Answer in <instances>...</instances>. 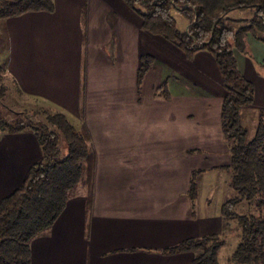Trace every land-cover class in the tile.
Returning <instances> with one entry per match:
<instances>
[{
    "label": "crops",
    "instance_id": "1",
    "mask_svg": "<svg viewBox=\"0 0 264 264\" xmlns=\"http://www.w3.org/2000/svg\"><path fill=\"white\" fill-rule=\"evenodd\" d=\"M143 23L124 0H55L54 12L0 27V66L26 96L85 126L96 157L92 196L84 184L72 192L53 227L32 241V264H194L195 251L165 250L223 231L219 211L211 220L196 215L208 178L195 200L190 192L194 171L203 179L231 165L222 72L209 52L188 59ZM247 43L249 55L237 59L256 87L250 117L264 112V42L249 35ZM146 55L155 61L139 85ZM172 70L181 90L165 86ZM42 157L34 132H0V201Z\"/></svg>",
    "mask_w": 264,
    "mask_h": 264
},
{
    "label": "trees",
    "instance_id": "2",
    "mask_svg": "<svg viewBox=\"0 0 264 264\" xmlns=\"http://www.w3.org/2000/svg\"><path fill=\"white\" fill-rule=\"evenodd\" d=\"M124 1L143 18L147 32L163 37L181 49L188 59L205 50L220 67L224 87L222 127L231 152L228 169L236 192L223 204L222 215L228 222L237 221L240 229V241L232 260L235 264H264V112L256 116L258 127L250 137L243 125L242 113L254 104L256 87L240 70L237 59L238 53L249 55V35L264 42V0ZM42 11L54 12L55 0H0V20ZM173 11L189 21V31L179 29ZM235 12H247L248 17L236 21L232 18ZM235 22L244 24L233 26L237 25L232 24ZM154 61L152 55L143 57L139 85ZM4 71V67L0 68V99L5 97L1 86ZM46 118L57 131L44 124L36 127L42 159L31 167L22 186L0 201V264H32V241L53 227L66 209L72 192L84 184L92 196L96 157L88 129L76 127L61 110L49 113ZM28 127L29 124L0 121L1 132L21 133ZM62 144L67 150L65 155ZM200 173L194 171L192 176L193 199ZM244 202L255 204L257 213L235 211ZM224 244L220 235H210L188 239L165 252L195 251L198 255L194 264H220L219 253Z\"/></svg>",
    "mask_w": 264,
    "mask_h": 264
},
{
    "label": "rangeland",
    "instance_id": "3",
    "mask_svg": "<svg viewBox=\"0 0 264 264\" xmlns=\"http://www.w3.org/2000/svg\"><path fill=\"white\" fill-rule=\"evenodd\" d=\"M173 15L178 22V27L182 31H189L191 26L189 21L179 12L173 11ZM238 15V16H237ZM232 18L236 21H242L241 19H247V13L235 12L232 14ZM7 19L0 20V27H5ZM244 22V21H243ZM237 24L233 26H240L244 23H232ZM164 39L163 37H161ZM165 40V39H164ZM6 46V38L4 34H0V63L3 65V58L5 57L4 51ZM155 51V48H153ZM179 52V50H178ZM2 68V66H0ZM258 71L264 72V66L259 67ZM173 73V76H172ZM1 86L5 89V97L0 99V121L5 120L10 123H24L29 124V127L26 131L35 132L36 127L39 124H44L49 126L53 131H57L56 127H53L47 121V115L49 113H54L59 111L50 107L48 104L39 102L38 100L26 96L22 93L18 87V84L6 71L2 73ZM170 78H166L169 86L175 87L177 90H181L180 79L175 75V72L170 71ZM175 84V85H174ZM184 90V89H183ZM248 107L243 110L242 113V122L243 125L247 128L249 136H254L255 131L258 127L257 114L251 111L252 116H248ZM248 116V117H247ZM72 121L75 123L76 127H80L76 118H72ZM1 132V131H0ZM63 148V155L66 154L67 150ZM209 177L202 178V174H198L196 179L197 192L194 200L198 195V187L200 183L205 181V178H208L206 185H203L202 193V204L196 205V215L208 217L209 220L212 219L215 213L219 211L221 218L224 220V226L222 227V232L220 235L224 240L225 244L221 248V263L222 264H235L232 260L233 253L237 249L238 243L240 241V229L237 221L228 222L225 220L224 216L221 215L222 205L233 196L236 195L235 190L232 188V174L230 169H223L217 173L208 175ZM215 176V177H214ZM212 183V184H211ZM218 183V186L216 185ZM211 184V185H210ZM80 184L73 192L77 191ZM215 185V186H214ZM213 186V189H212ZM200 193V192H199ZM200 195V194H199ZM205 202V204L203 203ZM235 211L241 214L248 213H257L255 204H247L246 202L240 204L236 207Z\"/></svg>",
    "mask_w": 264,
    "mask_h": 264
}]
</instances>
